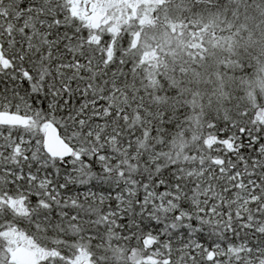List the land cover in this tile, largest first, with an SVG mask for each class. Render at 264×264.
Instances as JSON below:
<instances>
[{"label": "snow or ice", "instance_id": "snow-or-ice-1", "mask_svg": "<svg viewBox=\"0 0 264 264\" xmlns=\"http://www.w3.org/2000/svg\"><path fill=\"white\" fill-rule=\"evenodd\" d=\"M0 264H264V0H0Z\"/></svg>", "mask_w": 264, "mask_h": 264}]
</instances>
